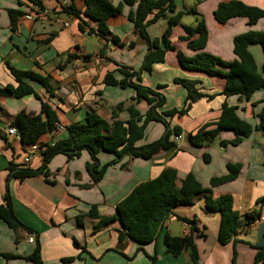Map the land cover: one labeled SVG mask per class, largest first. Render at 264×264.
<instances>
[{
  "label": "crops",
  "instance_id": "obj_1",
  "mask_svg": "<svg viewBox=\"0 0 264 264\" xmlns=\"http://www.w3.org/2000/svg\"><path fill=\"white\" fill-rule=\"evenodd\" d=\"M108 1L118 4L122 0ZM226 1L229 0H172L174 11L168 15L184 12L171 29L169 40L174 49L167 50L163 60L153 63L149 71H140L148 46L128 18L129 11L135 10V4H123L121 12L106 20L110 35L118 39V44H112L110 40L88 33L86 27L80 30L79 19L60 12L58 0H40L46 12L33 19L26 16L31 6L27 0H0V202H3L10 165L36 169L41 166L42 157H33L28 164H24L22 159L26 146L20 143L19 138L6 133L11 118L18 111H40V100L33 94L15 96L3 88L7 84L13 88L17 85L6 63L19 70H31L48 77L52 93L36 81L29 83L54 109L57 116L55 122L64 126L55 140L65 137L66 126L83 121L88 112L93 111L111 122V108L119 102L125 105L130 102L134 96L133 88L103 83L107 72H112L117 79L122 78L123 75L117 71L121 66L139 72L141 84L163 94L164 104L158 110L182 107L186 90L174 82L176 77L196 80V87L202 93L212 95L192 102L187 113L171 117L170 123L182 130L174 146L161 149L148 159L125 155L108 165L97 183L92 182L86 170V163L90 162L86 150L70 158L62 153L55 154L47 163V177L36 174L23 179L10 178L8 188L12 210L32 232L18 229L15 234L0 219V264H33L26 256L31 253L36 241L40 244L43 264H192L187 249L174 256L166 252L163 243L165 232L174 236L186 235L179 218L196 220L197 231L193 232V242L199 264H253L256 249L264 247V223L257 221L258 216L264 213V132L254 128L259 122L264 88L255 90L249 99L236 94L224 95V77L221 74L183 67L177 59V51L185 56L204 51L224 61H232L236 58L234 36L250 30L264 32V17L254 23H249L244 16L231 17L224 23L216 21L213 11L220 2ZM237 1L264 8V0ZM73 2L78 9H83V0ZM8 10L22 13L14 30L10 27ZM197 19L204 22L206 42L203 49L192 50L180 37L185 35L183 27L194 26ZM64 21L68 22L66 26L62 23ZM86 21L88 27H96L95 21ZM165 27L166 17L160 16L146 25V32L150 38H159ZM196 37L197 33L192 38ZM126 42H129L128 46ZM247 49L254 59L256 70L264 78L261 46L253 43ZM219 68L221 71L227 69L223 66ZM223 103L235 107L236 115L248 122L253 130L242 136L236 145L220 144L221 140L234 138L231 129L219 130L215 137L201 146L191 144L188 134L196 132L203 124L217 120ZM135 107L140 114H144L148 104L141 100ZM117 118L125 121L128 114L122 110ZM163 132L162 123L150 121L143 137L135 144L154 141ZM48 140L47 133L39 138L42 143H48ZM204 154L208 155V161H204ZM97 158L101 165L114 159V155L101 150ZM228 163L240 165L236 177L210 187V178L225 175ZM164 167L176 170L177 184L191 172L203 187H210L212 197L222 194L232 197V208L239 214V219L229 241H218L220 215L216 211L205 210L202 194L194 196L190 204L172 208L156 239L141 245L127 235L119 241V233L124 234L125 229L117 220L98 230L93 229L97 218L83 216L81 224L77 223V215L87 213L92 205L100 216H112L115 205L134 186L155 178ZM29 235L33 236V242L28 241ZM3 254H14L16 257L5 258ZM154 254L155 259L151 260L148 256ZM65 257L74 258L63 261Z\"/></svg>",
  "mask_w": 264,
  "mask_h": 264
},
{
  "label": "trees",
  "instance_id": "obj_2",
  "mask_svg": "<svg viewBox=\"0 0 264 264\" xmlns=\"http://www.w3.org/2000/svg\"><path fill=\"white\" fill-rule=\"evenodd\" d=\"M31 5L35 4L42 8L40 0H27ZM61 2V0H58ZM123 4L132 6L135 4V10L129 11L128 18L133 22L134 30L142 36L147 42V53L141 64V70L149 71L151 65L160 62L164 54L169 49H174L169 37L171 29L179 22L182 11H177L172 15L168 13L174 11L172 0H122L118 4H112L108 0H83V9H78L73 0H68L66 5L61 4L60 12L78 18L79 29L87 28L88 33H94L104 40H110L112 44H118V39L110 35L106 25V20L111 15L121 12ZM43 9V8H42ZM155 11L151 18L148 15ZM167 11V13H166ZM192 13L194 10H190ZM11 30L16 28V21L22 13L18 10H8ZM160 16L166 17V27L159 38H150L146 32V25ZM213 16L219 23H224L231 17L244 16L248 18L249 23H254L261 17H264V8L248 6L237 0L220 2L213 11ZM96 22V27H88L87 21ZM185 35L180 39L186 41L187 47L192 50H201L206 42V29L202 19H197L194 26L183 27ZM197 33L196 38H192ZM258 43L264 56V32L250 30L240 33L233 38V52L236 58L232 61H224L221 58L199 51L192 56H185L177 51L179 63L189 69L202 70L208 74H221L224 77V95L236 94L245 99H249L251 94L260 88H264V78L256 70L254 59L248 51L249 44ZM71 54H69L70 56ZM6 66L17 82L15 88L5 85L3 88L13 93L15 96L24 94H33L40 100V111L26 112L18 111L10 120V125L15 127L19 133V140L23 146L33 143H39L43 148L41 152V166L33 169L26 166L10 165L9 174L6 178L5 192L3 202H0V219L16 234L18 229L32 232L31 228L23 224L14 214L11 205V196L8 188L10 178L30 177L36 174L48 176L47 163L57 153H62L68 158L79 154L81 150H86L90 156V162L86 163V170L90 175L92 182L97 183L103 176L105 169L111 163L117 162L125 155H132L142 159H148L161 149H167L174 146V135L181 134L182 130L178 125L170 123L174 115L181 116L187 113L192 102L206 96L196 87L197 81L186 78H174V82L180 84L186 90L184 103L181 108H170L158 110L164 104V96L155 89L140 83L139 72L131 68L121 66L117 69L123 77L117 79L112 72L105 73L103 83L105 85H115L120 88L131 87L134 89V96L130 102L125 105L119 102L111 108L113 120L106 121L95 112L91 111L85 115L81 122H74L66 126L67 135L56 140L53 145L39 142V138L52 129L57 120L54 109L34 91L29 81L40 83L46 90L52 93L47 76H42L31 70H19L8 63ZM219 66L226 67L221 71ZM264 71V57L262 62ZM134 79V80H133ZM145 100L148 108L144 114H140L135 105ZM125 110L128 118L123 121L118 119L120 111ZM259 122L254 127L264 132V98L262 107L258 114ZM158 121L164 125V132L154 141L143 145H136V141L143 137L144 129L148 122ZM231 129L234 132V138L226 141L221 140V145L239 143L242 136L248 135L253 127L245 120L239 118L235 113V107L228 106L225 103L221 106V112L214 122L203 124L194 133L188 134L191 144L203 145L206 140L215 137L219 130ZM105 150L114 155V159L104 164H99L97 153ZM204 161H208V155H203ZM240 165L238 163H228L227 173L220 177H211L210 187L233 180ZM210 187H203L194 175L189 172L179 180L177 184V172L172 167H164L160 173L153 179L143 181L132 188V190L116 205L114 213L110 217H102L98 214L95 205H92L85 214H78L77 223L81 224L83 216L97 218L98 222L93 229L99 228L117 220L125 233H119L118 239L121 241L125 235L129 236L138 244H144L154 241L161 232V228L166 216L172 211V208L190 204L194 196L202 194L205 210L216 211L220 215L218 228V241L225 243L229 241L236 231L239 214L232 208V197L229 194H222L216 198L210 194ZM189 226V233L183 236L170 235L167 232L163 235V243L166 252L172 255H178L182 250H188L192 264L198 263V255L193 242V232L197 231L196 220L179 218ZM15 240L17 237L15 236ZM5 258L16 257L14 254H3ZM235 256V252L233 254ZM151 260L155 259V254L148 256ZM74 257L62 258L63 261H71ZM33 264H43L40 257V244H36L31 253L26 256ZM253 264H264V247L256 249Z\"/></svg>",
  "mask_w": 264,
  "mask_h": 264
},
{
  "label": "built area",
  "instance_id": "obj_3",
  "mask_svg": "<svg viewBox=\"0 0 264 264\" xmlns=\"http://www.w3.org/2000/svg\"><path fill=\"white\" fill-rule=\"evenodd\" d=\"M68 3V0H61L60 4L62 5H66ZM44 12H46L44 9L40 8L38 5H31L30 6V10L29 12L27 13V17L28 18H35L37 15H40V14H43ZM59 20V19H58ZM64 26H66L68 24L67 21H64L62 22ZM126 46L129 45V42H126L125 43ZM64 129V126L59 123V122H55L52 129L49 130V132H47V135L49 136V140H48V143L49 145H53L54 142L56 141L55 140V136L58 132L62 131ZM6 133L11 135V136H14V137H17L19 138V133L17 131V129L11 125H9L7 128H6ZM173 140L176 141L178 140L179 138V135H174L173 137ZM42 149L39 145V143H33V144H29L26 146L25 148V154H24V157L22 159L23 163L24 164H28L30 162V160L33 158V157H36V156H41V152H42ZM257 221H260V222H263L264 223V213L261 214L260 216H258L257 218ZM182 225L184 227V230L186 231V234L188 233V224L184 221H182ZM28 241L29 242H33L34 238L33 236L29 235L27 237Z\"/></svg>",
  "mask_w": 264,
  "mask_h": 264
}]
</instances>
